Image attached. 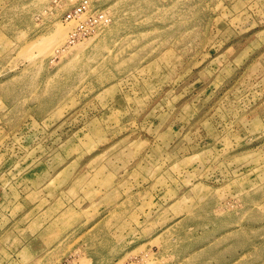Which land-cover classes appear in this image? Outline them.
<instances>
[{
  "label": "rangeland",
  "instance_id": "374dc122",
  "mask_svg": "<svg viewBox=\"0 0 264 264\" xmlns=\"http://www.w3.org/2000/svg\"><path fill=\"white\" fill-rule=\"evenodd\" d=\"M90 2L0 0V264H264V0Z\"/></svg>",
  "mask_w": 264,
  "mask_h": 264
},
{
  "label": "built area",
  "instance_id": "2783aa9c",
  "mask_svg": "<svg viewBox=\"0 0 264 264\" xmlns=\"http://www.w3.org/2000/svg\"><path fill=\"white\" fill-rule=\"evenodd\" d=\"M55 5L65 4L67 9L62 18L64 21H74L70 31L71 39L86 35L89 30L96 26L104 25L109 21V17L102 9L92 6L90 0H53Z\"/></svg>",
  "mask_w": 264,
  "mask_h": 264
},
{
  "label": "bare ground",
  "instance_id": "6f19581e",
  "mask_svg": "<svg viewBox=\"0 0 264 264\" xmlns=\"http://www.w3.org/2000/svg\"><path fill=\"white\" fill-rule=\"evenodd\" d=\"M62 35H59V37H61Z\"/></svg>",
  "mask_w": 264,
  "mask_h": 264
}]
</instances>
